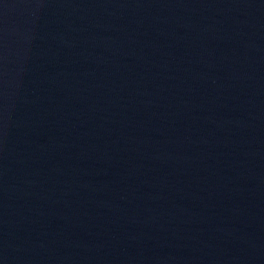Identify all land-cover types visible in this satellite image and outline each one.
Masks as SVG:
<instances>
[{
  "label": "water",
  "instance_id": "obj_1",
  "mask_svg": "<svg viewBox=\"0 0 264 264\" xmlns=\"http://www.w3.org/2000/svg\"><path fill=\"white\" fill-rule=\"evenodd\" d=\"M0 264H264V0H0Z\"/></svg>",
  "mask_w": 264,
  "mask_h": 264
}]
</instances>
